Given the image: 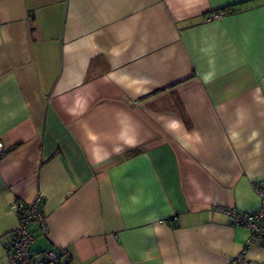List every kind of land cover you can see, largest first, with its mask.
<instances>
[{
  "label": "crops",
  "instance_id": "0c3cea01",
  "mask_svg": "<svg viewBox=\"0 0 264 264\" xmlns=\"http://www.w3.org/2000/svg\"><path fill=\"white\" fill-rule=\"evenodd\" d=\"M0 142V264L37 195L69 264H264L227 214L260 206L264 0H0Z\"/></svg>",
  "mask_w": 264,
  "mask_h": 264
},
{
  "label": "built area",
  "instance_id": "2783aa9c",
  "mask_svg": "<svg viewBox=\"0 0 264 264\" xmlns=\"http://www.w3.org/2000/svg\"><path fill=\"white\" fill-rule=\"evenodd\" d=\"M223 15L222 12L213 13L206 20H218L223 18ZM2 146L0 142V154L3 152ZM255 189L260 198V206L256 211L248 213L234 209L227 211L231 225L244 227L250 233L244 245L245 249L252 245L264 248V185L256 186ZM41 204V195H37L31 202L15 200L11 204V210L18 217V227L8 243V264H69V255L62 249H51L38 253L31 251V246L35 241L31 227L35 226L44 237L49 231L45 215L40 210ZM243 262L241 256L234 260V263Z\"/></svg>",
  "mask_w": 264,
  "mask_h": 264
},
{
  "label": "trees",
  "instance_id": "16d2710c",
  "mask_svg": "<svg viewBox=\"0 0 264 264\" xmlns=\"http://www.w3.org/2000/svg\"><path fill=\"white\" fill-rule=\"evenodd\" d=\"M234 8H229V9H225V10H223V11H219V12H222V13H224V15L223 16H228L229 14H231L232 12H234ZM219 12H214V13H219ZM210 16V15H209ZM208 17V16H207ZM262 183H264V182H262ZM262 183H259V185H256V186H258V187H260L261 185H263ZM40 210H41V208H40ZM42 211V210H41Z\"/></svg>",
  "mask_w": 264,
  "mask_h": 264
}]
</instances>
